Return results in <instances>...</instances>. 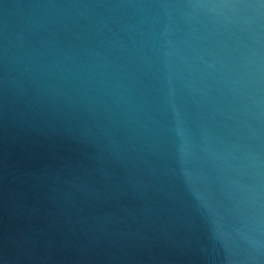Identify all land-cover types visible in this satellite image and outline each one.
<instances>
[{
	"label": "water",
	"instance_id": "obj_1",
	"mask_svg": "<svg viewBox=\"0 0 264 264\" xmlns=\"http://www.w3.org/2000/svg\"><path fill=\"white\" fill-rule=\"evenodd\" d=\"M0 264H264V0H0Z\"/></svg>",
	"mask_w": 264,
	"mask_h": 264
}]
</instances>
